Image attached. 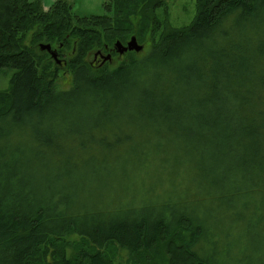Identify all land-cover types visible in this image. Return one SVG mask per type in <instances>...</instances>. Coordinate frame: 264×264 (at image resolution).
I'll use <instances>...</instances> for the list:
<instances>
[{
    "label": "trees",
    "instance_id": "obj_1",
    "mask_svg": "<svg viewBox=\"0 0 264 264\" xmlns=\"http://www.w3.org/2000/svg\"><path fill=\"white\" fill-rule=\"evenodd\" d=\"M142 3L165 7L113 0L112 18L74 21L62 0L47 11L0 0V264H111L117 252L131 264H264V0H196L191 24L140 57L83 62L127 39ZM41 43L73 55L69 89ZM185 121L191 143L176 133ZM142 149L172 169L150 165L154 178L136 173L132 187L116 173L111 189L106 164ZM187 162L194 191L174 169Z\"/></svg>",
    "mask_w": 264,
    "mask_h": 264
},
{
    "label": "rangeland",
    "instance_id": "obj_2",
    "mask_svg": "<svg viewBox=\"0 0 264 264\" xmlns=\"http://www.w3.org/2000/svg\"><path fill=\"white\" fill-rule=\"evenodd\" d=\"M29 2H38L44 11H47L49 8H51L57 0H27ZM71 6V14L74 21H77L78 18H86L87 20L91 19L92 17H109L112 18L113 16V10H114V4L113 0H62ZM164 3L165 7L152 10V5L147 4V7L144 8L145 3H142L139 5L136 10L135 14L129 18V21L133 27V30L128 33V38L124 41L115 40L112 44H103L102 48H96L93 47L91 51H86L85 59L83 62L87 63L88 65L93 60V53L97 51L104 52L105 47L107 48V51L109 50L111 52L114 44L116 41L121 42L124 46L129 41L131 37H135L138 44L143 45V50L136 54L135 52H128L124 55H119L112 51V62L111 63H98L95 69L103 68V67H110L111 69L114 67H117L121 62L132 60L136 57H140V55H143L147 49L148 44L145 43L152 41H156L159 37V35L162 32H166L169 29H176V28H182L187 27L191 24L193 21L196 10H195V2L196 0H161ZM148 11L144 13L145 11ZM144 11V12H143ZM154 20L160 22V27H156V24L154 23ZM142 31V35H139V32ZM139 37V39H138ZM45 44V43H43ZM39 49V48H38ZM52 49V48H51ZM57 48H53L52 50H56ZM45 52V51H41ZM47 53V52H46ZM69 50H64L61 55H58L60 60H62L61 64H56L54 60L51 58V56L47 53V58H51L53 62L58 66L59 68V74H57L55 78V84L59 86L62 90H67L71 86V75L68 70H70V60L73 58L72 54H69ZM37 54V53H36ZM38 56V55H37ZM106 56V55H104ZM40 57V56H39ZM42 60L45 59L46 61L48 59L45 58V56H41ZM44 57V58H43ZM40 60V62L42 61ZM67 65H66V62ZM100 64V66H99ZM54 67V66H53ZM52 72V71H45V73ZM8 78L5 75H0V92L3 90H6L8 87L7 82ZM260 121H262L260 119ZM182 128H177L176 133L178 136V139L182 141H187V143H191L192 135L191 130H195V128L190 125L188 122L183 123ZM126 128V127H125ZM126 131V129H125ZM154 143L163 145L166 137L163 134H157L153 135L150 132L147 131L146 133ZM71 137V136H70ZM74 138V137H72ZM76 140H82V137L80 134H77L75 136ZM83 139H86L83 137ZM160 156L162 158L169 159L170 153L166 151V149H162ZM184 156L188 160L189 154L184 153ZM139 160H132L124 157L116 158L115 160H111L109 163L106 164V168H104L103 173L106 175H112L109 177V187L112 189H116L118 182L121 180L120 174L116 173H125L124 177L129 178L128 180L125 179L127 187H132L136 183V179L134 175L137 173L139 174V177H145L146 182L150 181L154 178V175L156 173L151 174L150 172H153L152 166H157V164L160 163V160L155 158L153 154L146 151L145 149H142L140 151V154H138ZM150 165L151 168L149 167ZM158 167V166H157ZM182 168L187 169V184L182 187L181 190H187V187L194 191L196 189L195 185V177H194V170L191 174V181L188 182V177L190 175V170L187 162V167L185 164H183L181 167L174 169L181 170ZM159 172L164 173L169 169H172L170 165L164 164L162 167H158ZM140 172V173H138ZM88 177L90 176H84L80 183H83ZM91 180L92 178L88 179ZM156 181V180H154ZM176 186L179 184V179H175ZM73 239L70 237L64 238V243L67 244V250L69 254H73V250L70 246V244L73 242ZM130 259L132 260V257H129L128 254L121 255V252H117L114 260L111 262V264H131Z\"/></svg>",
    "mask_w": 264,
    "mask_h": 264
},
{
    "label": "water",
    "instance_id": "obj_3",
    "mask_svg": "<svg viewBox=\"0 0 264 264\" xmlns=\"http://www.w3.org/2000/svg\"><path fill=\"white\" fill-rule=\"evenodd\" d=\"M113 47L120 56L126 54L127 52L140 53L144 48L143 45L138 44L135 37H131L125 46L121 42L116 41ZM38 48L40 51L47 52L56 64H61V60L58 58L57 51L52 50L49 44L41 43L38 45ZM101 59V63H105L106 61H109L110 55L108 54L106 56H101Z\"/></svg>",
    "mask_w": 264,
    "mask_h": 264
},
{
    "label": "flooded vegetation",
    "instance_id": "obj_4",
    "mask_svg": "<svg viewBox=\"0 0 264 264\" xmlns=\"http://www.w3.org/2000/svg\"><path fill=\"white\" fill-rule=\"evenodd\" d=\"M112 51L113 52H115L116 54H117V52H116V50L114 49V47L112 48V50H111V52L108 50L107 51V48L105 47V51L104 52H101V51H97V52H94L93 53V60H92V62L90 63L91 64V66H93V67H96L97 66V64L98 63H100L101 64V62H102V59H101V56H104V55H110V59H109V61H106L105 62V64L106 63H111L113 60H112ZM117 56H119L118 54H117ZM59 58V57H58ZM100 64H99V66H100Z\"/></svg>",
    "mask_w": 264,
    "mask_h": 264
}]
</instances>
